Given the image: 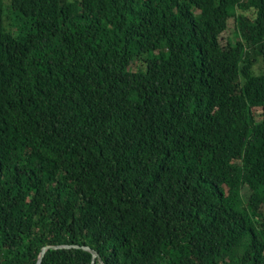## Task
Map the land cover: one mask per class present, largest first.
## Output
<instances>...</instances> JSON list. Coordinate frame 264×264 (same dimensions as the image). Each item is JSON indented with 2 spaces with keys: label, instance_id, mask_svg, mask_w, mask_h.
<instances>
[{
  "label": "trees",
  "instance_id": "trees-1",
  "mask_svg": "<svg viewBox=\"0 0 264 264\" xmlns=\"http://www.w3.org/2000/svg\"><path fill=\"white\" fill-rule=\"evenodd\" d=\"M62 245L264 264V0H0V264Z\"/></svg>",
  "mask_w": 264,
  "mask_h": 264
},
{
  "label": "water",
  "instance_id": "water-1",
  "mask_svg": "<svg viewBox=\"0 0 264 264\" xmlns=\"http://www.w3.org/2000/svg\"><path fill=\"white\" fill-rule=\"evenodd\" d=\"M57 248H69V246L62 245V246H45V247H43L41 249V252H40L39 256H38V261H37L36 264H40V261H41L43 255H44V252L46 250H48V249H57ZM83 248L91 253V255H92V264L94 263L95 258L99 259V256H98L97 252H95L94 250H91L88 247H83ZM99 262H101L100 259H99Z\"/></svg>",
  "mask_w": 264,
  "mask_h": 264
},
{
  "label": "rangeland",
  "instance_id": "rangeland-1",
  "mask_svg": "<svg viewBox=\"0 0 264 264\" xmlns=\"http://www.w3.org/2000/svg\"><path fill=\"white\" fill-rule=\"evenodd\" d=\"M233 31H234V23H233V20L231 19L229 21V28H228V31L227 32H224L222 35L223 37L221 38V42L225 43L226 39H230L232 40L233 39ZM242 194H243V197L244 198H247L248 196V190L245 188V189H242Z\"/></svg>",
  "mask_w": 264,
  "mask_h": 264
}]
</instances>
